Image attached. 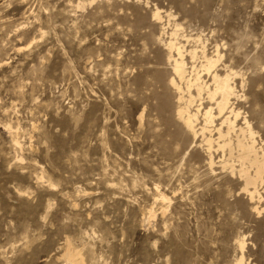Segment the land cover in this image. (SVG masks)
Segmentation results:
<instances>
[{"label":"rangeland","instance_id":"374dc122","mask_svg":"<svg viewBox=\"0 0 264 264\" xmlns=\"http://www.w3.org/2000/svg\"><path fill=\"white\" fill-rule=\"evenodd\" d=\"M172 29L237 73L260 145L264 0H0V264H66V239L85 264H239V241L264 264V182L250 201L173 137Z\"/></svg>","mask_w":264,"mask_h":264},{"label":"bare ground","instance_id":"6f19581e","mask_svg":"<svg viewBox=\"0 0 264 264\" xmlns=\"http://www.w3.org/2000/svg\"><path fill=\"white\" fill-rule=\"evenodd\" d=\"M153 17L156 20L161 19L157 9ZM173 29L165 44L168 51L167 62L171 67L169 84L178 95L174 121L176 132L173 137H178L183 131L187 132L191 144L204 152L205 164L211 173L214 166L222 170L229 169L231 174L236 172L243 181L241 190L250 201L255 198L257 200L260 198L258 187L264 182V141L260 145L256 143L255 133L245 118L241 119V124H237L240 112L233 107L232 102L239 99L234 85L237 73L227 66L217 70L216 65L220 60L217 49L213 51V55L207 54L205 50L197 51L196 47L185 49L175 39L177 30ZM186 58L193 63L189 69ZM197 59L199 67L194 66ZM205 77L208 79L205 80ZM205 99L208 104L202 107ZM7 129L11 130L10 126ZM14 145L18 143L15 141ZM191 155L196 156L195 152ZM234 163H237L238 169ZM158 189L154 188L156 201L164 202L167 198ZM253 209L257 213L258 209ZM149 212L152 214V210ZM238 248L241 252L238 261L240 264L244 250L243 241H239ZM61 256L66 264H85L81 250L72 247L67 239Z\"/></svg>","mask_w":264,"mask_h":264}]
</instances>
